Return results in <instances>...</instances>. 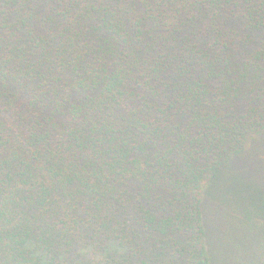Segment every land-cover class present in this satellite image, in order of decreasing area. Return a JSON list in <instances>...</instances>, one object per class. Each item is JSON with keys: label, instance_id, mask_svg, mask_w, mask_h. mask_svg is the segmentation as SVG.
I'll return each mask as SVG.
<instances>
[{"label": "trees", "instance_id": "trees-1", "mask_svg": "<svg viewBox=\"0 0 264 264\" xmlns=\"http://www.w3.org/2000/svg\"><path fill=\"white\" fill-rule=\"evenodd\" d=\"M0 264H264V0H0Z\"/></svg>", "mask_w": 264, "mask_h": 264}]
</instances>
